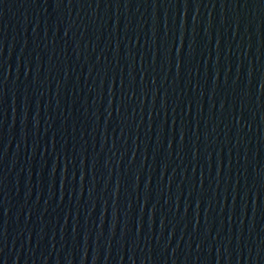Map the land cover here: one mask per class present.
I'll return each mask as SVG.
<instances>
[{"label":"water","instance_id":"95a60500","mask_svg":"<svg viewBox=\"0 0 264 264\" xmlns=\"http://www.w3.org/2000/svg\"><path fill=\"white\" fill-rule=\"evenodd\" d=\"M0 264H264V0H0Z\"/></svg>","mask_w":264,"mask_h":264}]
</instances>
